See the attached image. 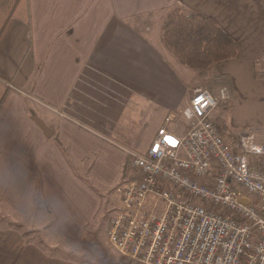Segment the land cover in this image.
<instances>
[{"label": "crops", "instance_id": "0c3cea01", "mask_svg": "<svg viewBox=\"0 0 264 264\" xmlns=\"http://www.w3.org/2000/svg\"><path fill=\"white\" fill-rule=\"evenodd\" d=\"M174 8L212 18L237 43L234 58L196 73L214 95L221 85L213 74L228 77L230 128H264V76L257 62L264 56V0H0V205L9 213L29 217L43 201L56 236H83L102 205L92 181L114 187L124 166L121 148L130 147L109 126L124 117L102 107L107 99L128 100L151 123V90L171 83L177 68L161 42L162 24ZM183 80L179 103L168 109L178 108L172 121L180 124L189 101ZM79 90L84 104H71ZM34 118L53 130L51 137ZM239 135L233 133V141ZM21 231L0 224V264H83L47 253Z\"/></svg>", "mask_w": 264, "mask_h": 264}, {"label": "built area", "instance_id": "2783aa9c", "mask_svg": "<svg viewBox=\"0 0 264 264\" xmlns=\"http://www.w3.org/2000/svg\"><path fill=\"white\" fill-rule=\"evenodd\" d=\"M257 62L264 76V56ZM228 99L225 86L197 89L180 112L182 134L167 129L171 114L145 152L123 150L106 237L125 260L264 264V128L228 142L215 114Z\"/></svg>", "mask_w": 264, "mask_h": 264}, {"label": "rangeland", "instance_id": "374dc122", "mask_svg": "<svg viewBox=\"0 0 264 264\" xmlns=\"http://www.w3.org/2000/svg\"><path fill=\"white\" fill-rule=\"evenodd\" d=\"M175 60V61H174ZM173 65L177 66V68H173L172 70V82L169 84H161L160 90H151L152 95H154L155 99L151 102V123L150 119L144 120L140 119V116L133 112L131 106H129V101H124L123 104L120 105L115 103L113 100L107 99L109 101L106 106L102 107V111H106L107 113L111 111H117V115H122L124 117V121L120 122L119 118L116 119L115 122L109 123L113 133L115 135H119V138L122 142L127 143L130 145L121 148L122 150L131 149L137 152H145L148 149L150 136L152 137L157 125L162 122L163 119H166L170 113L175 114L179 111L178 108H174L173 110H169L170 105H174L179 103L180 101V88L183 90L185 89L183 83L184 78L187 79V85L189 88L188 92V99L190 100L194 95L193 85H199V89H204L206 85V77L201 78L197 76V73L186 66H182L178 63V61L173 58L172 59ZM125 70V66H122ZM180 68H182L180 72ZM180 73L182 74V79L180 81L179 76ZM98 92V91H97ZM85 92L79 90L75 93V97L72 96L73 103H77L79 105L84 104V95ZM87 99V97H86ZM77 101V102H76ZM83 101V102H82ZM189 102V101H188ZM229 104L224 102H219L218 106L215 110V114L221 120L223 124V131L225 133L226 140L233 141L234 136L233 133H242L247 129H254L252 126H243L239 128H230L229 120L233 118V111L229 112ZM149 108V107H148ZM146 108V110H148ZM70 109V108H69ZM133 110V111H132ZM121 114H120V113ZM139 120L140 123H131L130 120ZM154 120H157L156 122ZM179 120V119H178ZM226 122V123H225ZM181 121H168L167 129L170 132H173L177 135L182 134L184 131V127L180 124ZM162 124V123H161ZM159 125V127L161 126ZM158 127V129H159ZM94 128V127H93ZM96 129V128H94ZM157 129V131H158ZM101 134H104L102 131L97 130ZM156 131V133H157ZM155 133V135H156ZM154 135V137H155ZM108 137V135H107ZM110 137V136H109ZM233 138V139H232ZM120 140V141H121ZM120 142L119 140H117ZM152 142V141H151ZM258 142H261V136L258 135ZM63 146H65L63 144ZM66 147V146H65ZM68 151V150H67ZM122 174V172H121ZM97 190L102 193L101 202L102 208L99 213L97 220L87 228L86 235L81 240L74 241V240H67L62 237L56 236L52 231V222L53 216L47 210L43 201L40 203V208H36L33 214L29 217H17L16 214L9 213L8 209L4 206L0 205V224L7 225L9 222L11 225L19 226L21 230L28 232V236L33 242L40 243L44 247V249L51 250V247L55 250L54 253L60 254L63 252L64 255L69 256L70 251H74L77 256H87L91 258L96 264H120L122 258L114 248L110 246L107 241L106 237V229L107 224L117 208V198L114 193H112V186L111 185H103L98 182L92 181ZM116 185V184H115ZM114 185V186H115ZM115 192V190H114ZM106 216L107 220H105V224L103 225L102 232L97 234L96 227L98 226V221L101 219L102 216ZM85 253V254H84ZM55 254V255H56ZM126 264H130L131 262L125 260ZM124 263V262H123ZM133 264V263H131Z\"/></svg>", "mask_w": 264, "mask_h": 264}, {"label": "trees", "instance_id": "16d2710c", "mask_svg": "<svg viewBox=\"0 0 264 264\" xmlns=\"http://www.w3.org/2000/svg\"><path fill=\"white\" fill-rule=\"evenodd\" d=\"M161 42L165 49L178 61L180 65L186 66L199 73L207 71L217 62L234 58L238 52L237 43L226 32H224L212 18L195 12H185L181 8L172 9L166 16L161 27ZM213 79L221 85L219 88L223 86L226 87V85L228 86L230 83L226 75L213 74ZM54 140L67 161L70 162L71 159L67 152L68 149L63 146L57 137H55ZM122 169V174L116 185L123 180L125 167L123 166ZM85 182L88 181L85 180ZM116 185L112 187V193H114ZM97 192L100 196H102L98 190ZM40 196L41 192L37 188L34 201L36 202L39 200ZM101 208L102 205L97 214L94 216L93 222L97 220ZM105 220H107V217L104 215L98 221V226L96 227L97 234L102 232ZM91 224L92 222L87 224L85 226L83 236L74 241L78 242L84 238L87 228ZM7 225H11V223L9 222ZM16 227L19 228V226ZM21 233L26 239L29 237L28 232L22 230ZM37 244L44 251L46 250L42 245H40V243ZM46 252L53 255L56 254L54 253L55 250L52 247L50 251L47 250ZM56 255L68 258L69 260H75L83 264H96L87 256H77L74 251H70L69 256L64 255L63 252ZM120 264H126L125 260L123 261L122 259Z\"/></svg>", "mask_w": 264, "mask_h": 264}, {"label": "water", "instance_id": "95a60500", "mask_svg": "<svg viewBox=\"0 0 264 264\" xmlns=\"http://www.w3.org/2000/svg\"><path fill=\"white\" fill-rule=\"evenodd\" d=\"M34 120L42 128V130L44 131V133L47 137L52 136L53 130H51L41 119L34 118ZM245 203H247V202L245 201Z\"/></svg>", "mask_w": 264, "mask_h": 264}]
</instances>
